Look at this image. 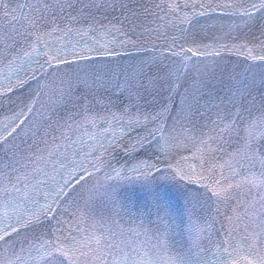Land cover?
Instances as JSON below:
<instances>
[{
	"label": "snow or ice",
	"instance_id": "obj_1",
	"mask_svg": "<svg viewBox=\"0 0 264 264\" xmlns=\"http://www.w3.org/2000/svg\"><path fill=\"white\" fill-rule=\"evenodd\" d=\"M137 3L0 0V104L36 83L0 128V264H264V0ZM210 13L247 31H195ZM168 121L196 148L175 164ZM77 130L92 143L66 166ZM197 205L219 218L215 260L173 251Z\"/></svg>",
	"mask_w": 264,
	"mask_h": 264
}]
</instances>
